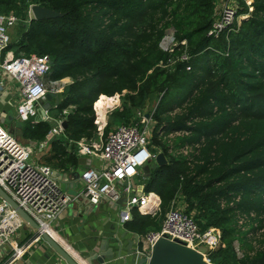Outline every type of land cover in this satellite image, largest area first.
I'll return each mask as SVG.
<instances>
[{"label": "trees", "instance_id": "16d2710c", "mask_svg": "<svg viewBox=\"0 0 264 264\" xmlns=\"http://www.w3.org/2000/svg\"><path fill=\"white\" fill-rule=\"evenodd\" d=\"M219 1L0 0V13L20 19V39L9 50L48 55L50 80L71 81L54 116L71 109L68 126L51 140L47 166L77 171L80 157L69 142H105L157 96L154 143L169 163L151 168L145 191L159 196V210H135L128 230L160 231L180 198L202 230H221L213 263L264 264V0H253L251 14L242 2L238 16L249 18L217 38L210 33ZM31 5L63 16L29 22ZM169 31L178 44L172 53L162 47ZM118 98L100 137L97 106ZM51 130L29 123L23 135L41 143Z\"/></svg>", "mask_w": 264, "mask_h": 264}, {"label": "built area", "instance_id": "2783aa9c", "mask_svg": "<svg viewBox=\"0 0 264 264\" xmlns=\"http://www.w3.org/2000/svg\"><path fill=\"white\" fill-rule=\"evenodd\" d=\"M221 1L224 2V0ZM236 1L225 0L226 3H223L221 11L216 14L211 35L218 38L234 26L239 18L240 6V3ZM243 1L247 3V0ZM247 4L251 14L252 4L249 2ZM33 6L35 5L29 8V22L34 20ZM242 17L247 19L249 15ZM19 24L20 19L16 14L0 13V94L6 95L11 92L18 94L16 114L18 121L22 124L36 125L43 122L52 126L47 141L41 144V147L46 149L53 138L64 134L63 124L71 112V109L65 110L59 118H55L52 111L59 106L52 103L56 102L53 99L50 102L51 109L45 110L44 105L48 102L47 96L55 94L61 99L65 88L71 84V81L69 79L50 80L52 59L48 55L27 57L6 54L12 45L11 32ZM177 45L174 33L171 37L168 34L162 43L163 49L170 53L174 52ZM189 60L186 54L181 58L183 62ZM119 100L118 98L111 108L120 106ZM109 112H111L110 109L106 111L102 122L98 121L100 137L103 136L108 125L106 118ZM152 123H154L153 115L138 111L132 125L118 126L105 142L89 143L82 140L77 143L72 141L68 143V150L72 151L75 148L80 158L97 159L101 162L99 167L91 166L83 170L79 180L82 190L78 198H85L95 206L103 203L116 205L126 195L128 202L120 208L123 224L133 219L132 213L135 210L142 214L155 213L159 210V196L155 193L141 195L137 193L135 184V180L140 177V169L157 158V155H153L150 150ZM33 152L31 147L21 144L15 133L12 134L0 124V187L41 227L42 232L51 234L49 231L51 224L69 207L73 198L62 189L55 170L32 160ZM183 153L188 155L189 150L186 149ZM185 208L184 203L174 201L166 215L162 229L148 233L146 236H139L143 248L136 251L137 260H149L156 243L161 238L167 237L195 251L206 249L204 259L209 264H214L211 254L222 246L221 230L216 228L202 230L193 215L187 213ZM240 223L243 224L244 219ZM25 226L29 224L3 200L0 203V252ZM39 234L42 237V234ZM14 250L15 258H20L25 252L23 247H16ZM236 251L238 256L242 257L238 247ZM55 264L64 263L61 260Z\"/></svg>", "mask_w": 264, "mask_h": 264}, {"label": "crops", "instance_id": "0c3cea01", "mask_svg": "<svg viewBox=\"0 0 264 264\" xmlns=\"http://www.w3.org/2000/svg\"><path fill=\"white\" fill-rule=\"evenodd\" d=\"M18 99L19 96L16 93L0 94V124L9 131L14 129L19 132V128L16 127L19 121L9 127L3 125L7 120L17 117L16 104ZM52 103L56 104V102ZM32 143V146L38 144L41 151H46L49 154L44 158L46 164V159L51 153V142L46 149L41 147L43 142ZM80 165L78 170H84L91 166L99 167L101 162L97 159L80 158ZM55 171L67 176L66 179L59 182L64 192L73 198L69 207L51 224V234L55 236L56 240L81 264L86 263L85 258L93 254L94 251L101 252V245L105 244L106 240L107 254L112 250L115 257L113 260H106L104 264H136L135 253L138 249H142L143 245L140 240L138 242L137 236L139 235L128 230L126 224L121 222L120 206L110 203L95 206L85 198H78L82 185L78 178L73 177L76 171ZM139 178L135 180V184L137 193L142 195L144 194V186ZM2 201L3 199L0 198V203ZM117 237L121 239L122 244L115 243ZM130 245H133L132 249ZM16 247L25 248V252L20 258L14 256ZM131 251L134 252L133 256H129ZM59 261L61 259L52 252L48 244L40 237L39 232L30 225L25 226L0 252V264H55Z\"/></svg>", "mask_w": 264, "mask_h": 264}, {"label": "water", "instance_id": "95a60500", "mask_svg": "<svg viewBox=\"0 0 264 264\" xmlns=\"http://www.w3.org/2000/svg\"><path fill=\"white\" fill-rule=\"evenodd\" d=\"M32 12L34 15V20L43 21V20H53L62 17L63 15L57 13L53 10L46 9L42 6L35 5L32 7ZM55 99L56 105L59 106L61 99L59 96L55 94H50L47 96V103L44 105L45 110L51 109L50 102ZM17 115V114H16ZM18 122V116L16 118H12L7 121L9 125H13ZM68 126V122L65 121L63 124L64 129L66 130ZM16 127L19 128V132H16L14 129H11L10 132L13 134L20 135L23 137V128L24 124L19 122L16 124ZM156 164L158 167L162 168L168 165V160L164 153L158 154L156 158ZM144 171V178H148V174L150 172V166L147 165L142 168ZM83 170H78L73 174V177H76L80 180L82 176ZM55 175L62 181L67 178L66 175L60 174L58 171H55ZM0 198L6 201L17 213L28 223L32 228L37 230L42 234V239L48 244L52 252L56 253V255L65 263V264H81L76 260V258L68 252L57 240L54 236L49 233L42 232L41 227L0 187ZM128 202V197L123 196L122 200L116 204L119 205L120 208L126 205ZM139 242V236H137ZM115 243L120 245L122 241L119 237L115 238ZM101 252L94 251L93 254H90L85 258L86 263L84 264H104L106 260L114 259V252L111 250L109 254L106 252L107 240L105 244L101 245ZM133 245H130L132 249ZM110 251V250H109ZM207 253V250L202 248L199 251L192 250L188 248L185 244L179 241H171L167 237L161 238L153 248L151 258L148 259H136V264H209L204 259V254ZM134 252L131 251L129 256H133ZM136 257V256H135Z\"/></svg>", "mask_w": 264, "mask_h": 264}, {"label": "rangeland", "instance_id": "374dc122", "mask_svg": "<svg viewBox=\"0 0 264 264\" xmlns=\"http://www.w3.org/2000/svg\"><path fill=\"white\" fill-rule=\"evenodd\" d=\"M237 3H242V2H244L243 0H237L236 1ZM253 3V0H247V3ZM223 3H226L225 2V0H224V2H222L221 0L218 2V13L221 11V9H222V7H223ZM248 5V4H247ZM239 6V5H238ZM249 6V5H248ZM239 8H240V6H239ZM243 20V17L242 16H239V18H238V21H242ZM20 32H22L21 31V29H14L12 32H11V37H12V44H13V42H15L16 44L18 43V41H19V39H20V36H19V33ZM172 34H173V32L172 31H169V36L171 37L172 36ZM166 45V44H165ZM6 54H14V56H17V51L15 50V49H11V50H9V51H7L6 52ZM119 103H120V106H121V102H120V100H119ZM157 103H158V97L157 96H155V97H152L150 100H149V102L147 103V105H146V107H145V109H143V110H141V111H143L145 114H147V115H149L151 112H153L154 110H155V108H156V106H157ZM120 106L119 105H117V106H115V108H110V111L111 112H109L110 114L113 112V111H115L116 109H118V108H120ZM109 113L107 114V118H106V122H108V116H109ZM56 114H58V111H56V110H53L52 111V115L53 116H55ZM136 117V116H135ZM56 118V117H55ZM135 119V118H134ZM8 121V120H7ZM7 121L5 122V123H3V125L4 126H11V125H9L8 123H7ZM152 139H151V144H150V150H151V153L153 154V155H157L158 156V154H160V151H159V146H158V144H155L154 143V129H155V123H152ZM118 126H115L114 127V129H113V131L117 128ZM6 128V127H5ZM7 129V128H6ZM19 137V139H20V142H21V144L23 145V146H25V147H31L33 150H34V152H33V155H34V157H33V161L35 162V163H40V164H45L44 163V158L47 156V155H49L46 151H41L40 150V148L38 147V144H35L34 146H32L33 145V143L31 142V141H29V140H26L25 138H24V136L23 137H21L20 135L18 136ZM161 139H163V138H160L156 143H159V141H161ZM103 142V141H102ZM45 165H47V164H45ZM149 166H150V172H149V174H148V177H149V175H150V173H151V168L153 167V166H157V164H156V161L154 160V161H152L150 164H148ZM49 166V165H48ZM49 167H51V166H49ZM52 168V167H51ZM141 170V174H140V180H142V185L144 186V193L146 192L145 191V184H146V180H147V178L145 179L144 178V171L142 170V169H140ZM139 181V180H138ZM178 200H179V202H181V199L180 198H178ZM132 216H134V211H133V213H132ZM132 220V219H131ZM237 252V251H236ZM215 264V263H214Z\"/></svg>", "mask_w": 264, "mask_h": 264}, {"label": "bare ground", "instance_id": "6f19581e", "mask_svg": "<svg viewBox=\"0 0 264 264\" xmlns=\"http://www.w3.org/2000/svg\"><path fill=\"white\" fill-rule=\"evenodd\" d=\"M114 106V103L111 102H101L98 104V112H99V122H102L105 118L106 111ZM51 232V229H49Z\"/></svg>", "mask_w": 264, "mask_h": 264}]
</instances>
